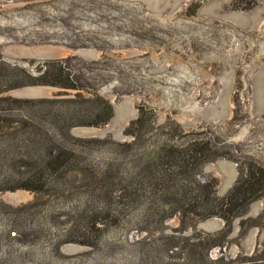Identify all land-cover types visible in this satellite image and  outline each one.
I'll list each match as a JSON object with an SVG mask.
<instances>
[{"label": "rangeland", "instance_id": "1", "mask_svg": "<svg viewBox=\"0 0 264 264\" xmlns=\"http://www.w3.org/2000/svg\"><path fill=\"white\" fill-rule=\"evenodd\" d=\"M0 264H264V0H0Z\"/></svg>", "mask_w": 264, "mask_h": 264}, {"label": "trees", "instance_id": "2", "mask_svg": "<svg viewBox=\"0 0 264 264\" xmlns=\"http://www.w3.org/2000/svg\"><path fill=\"white\" fill-rule=\"evenodd\" d=\"M47 76V73L42 72L41 76ZM54 78V81H45L44 83H46L47 85H51V86H60L62 83H57V78L55 77V75H52ZM62 87L68 88L69 85H61ZM111 118V111H109V115L107 117V119L103 120L104 122H107V120H109ZM102 121V122H103ZM103 122V123H104ZM101 123H92L91 126H97L100 125ZM252 179V178H251ZM250 179V180H251ZM262 181L258 179L257 183H251V185L249 186V184H242L241 187H237L234 188V190H232V196L235 195L236 199H242V200H246L245 198H247L248 193H255L256 191H258V187L261 185ZM231 198V202H228V198H224L222 200V202L219 204V207H221L222 210H224L225 212H229L231 215H236L238 213H235L238 210H243L244 207H242V205H237L234 202H232L233 199L235 198ZM256 199V198H255Z\"/></svg>", "mask_w": 264, "mask_h": 264}]
</instances>
